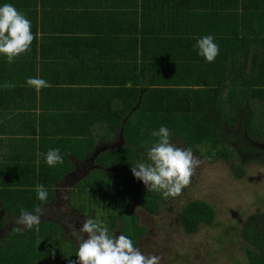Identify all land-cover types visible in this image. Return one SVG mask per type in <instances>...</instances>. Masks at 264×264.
<instances>
[{
    "label": "trees",
    "instance_id": "1",
    "mask_svg": "<svg viewBox=\"0 0 264 264\" xmlns=\"http://www.w3.org/2000/svg\"><path fill=\"white\" fill-rule=\"evenodd\" d=\"M24 1L0 0V6L11 4L21 12L26 7ZM215 1L213 6L215 4L218 8L207 11L208 17L204 24H201V19L195 24L193 17L181 18L178 15L173 32L179 38L185 35L186 39L192 29L205 34L203 29L207 27L206 35H211L219 47L214 62H207L198 55V48L187 49L184 55L178 54V51L176 63H173L172 54L142 57L139 71L131 76L132 87L119 89L117 98L112 99L114 110L109 112L107 118L83 111L67 112L69 124L55 127L50 125L55 124L54 113L44 114L43 111L54 112L55 107H70L74 101L64 104L67 98H42L39 132L24 140L23 149V154L37 159V165L25 168L33 187L24 184L22 189L0 190L5 197H9L11 204L16 201L18 217L21 209L29 212H34L36 207L47 209L56 197V185L66 181L76 169L89 170L75 185L81 195L91 188L84 196L92 197L96 195L94 189H103L108 185L110 189H115L121 199H133L145 211L156 213L173 196L165 195L163 191L148 190L141 180L134 177L131 168L137 163H151L149 149L159 140L152 133L161 126L170 130V142L176 140L179 148L191 149L193 152V141H205L209 150L214 152L212 160L221 158L227 162L234 152L243 166L249 161L264 163V39L261 36L264 30L255 26L258 20L262 21V17L255 18L254 12L245 9L238 17L241 21H238L234 13V1ZM25 17L31 21L29 16ZM226 20L234 28L235 36L231 33L227 35L228 29L223 27ZM31 24L34 33L36 26L32 21ZM217 35L221 38H217ZM184 39L178 41L183 43ZM252 45L257 48H251ZM33 47L32 42L30 50L17 57L13 63H8L5 60L7 57L0 54V57H5L0 61L3 107L8 101L7 88L3 85L7 78L13 76L8 68H15L24 76L31 59L38 53V49ZM197 63L202 65H194ZM170 65H174L179 72L174 81L164 80L171 72L164 68ZM196 66H203V69L189 68ZM158 68L164 69L159 70L161 82L154 81L151 75ZM171 82L175 85L170 86ZM121 91L125 94H120ZM213 124L223 127L213 130ZM100 139L106 144L93 153ZM55 148L60 149L63 163L50 167L41 154ZM89 155L93 156L88 158ZM230 169L238 177L245 173L242 166H231ZM38 184L47 189L46 201L37 198L35 187ZM8 200L3 199L0 203V220L1 216L7 214ZM214 218V209L207 203L188 201L180 209L179 223L182 231L190 234L199 226H211L215 222ZM16 226L10 222L6 229L0 231V255L3 260H20L22 264H49L46 257L54 252L53 248L60 234L64 233V227L50 220L41 221L31 230L22 225L20 228ZM233 230L244 244L241 248L243 264H264V210L246 215L240 227ZM73 252L77 254L78 249L73 247Z\"/></svg>",
    "mask_w": 264,
    "mask_h": 264
},
{
    "label": "crops",
    "instance_id": "2",
    "mask_svg": "<svg viewBox=\"0 0 264 264\" xmlns=\"http://www.w3.org/2000/svg\"><path fill=\"white\" fill-rule=\"evenodd\" d=\"M213 1L215 0H25L26 7L21 9V13L29 16L36 26L33 48H37L38 53L31 59L24 76L15 68H8L13 76L7 78L6 82L15 87L7 88L6 107L1 102L0 84V190L22 189L24 184L33 187L25 168L37 165V159L23 154V149L24 140L39 132L42 98H67L64 104L74 101L70 107H55L54 112L43 111L44 114L54 113L55 124L50 125H68L70 117L67 112L76 113L75 111L107 118L109 112L114 110L112 101L117 98L119 89L132 87L131 76L139 71L142 57L172 54L173 63H176L178 51V54L184 55L187 49H197V41L207 36V27L204 26L203 29L205 34L192 29L186 39L185 35L179 38V35L173 34L176 16L193 17L195 24L201 19V24H204L208 17L207 11L218 8L215 4L213 6ZM232 1L235 2L234 13L237 18L245 9L250 10L254 12L255 18L262 17V21L257 19L255 26L264 30V0ZM238 21H241L240 18ZM223 27L228 29L227 35L231 33L235 36L236 32L231 28L230 22L226 20ZM261 36L264 39V35ZM216 37L220 39L222 34L221 37ZM179 39L185 41L180 43ZM251 48H254L253 45ZM2 58L5 57L1 56L0 61ZM181 62L189 63L187 60ZM189 68L203 69V66ZM164 69L171 70L164 80H176L179 72L174 65ZM164 69L158 68L151 73L154 81L161 82L159 70ZM30 77L45 79L50 84L46 88L52 90L42 88L37 92L26 83ZM172 85L175 84L171 82L170 86ZM120 94L125 92L121 91ZM103 144L106 143L100 139L93 153L102 149ZM3 199L8 200L9 197H5L0 191V203ZM15 202H6L7 214L1 216L0 231L6 229L11 221H14V225L17 224ZM20 226L17 224L16 227ZM3 259L0 255V264H22L20 260L9 259L10 262H7Z\"/></svg>",
    "mask_w": 264,
    "mask_h": 264
},
{
    "label": "rangeland",
    "instance_id": "3",
    "mask_svg": "<svg viewBox=\"0 0 264 264\" xmlns=\"http://www.w3.org/2000/svg\"><path fill=\"white\" fill-rule=\"evenodd\" d=\"M222 127L213 124V130ZM227 129L235 130H222ZM175 142L171 143L175 145ZM192 143L193 154L200 164L191 183L154 214L142 209L133 199H121L108 185L94 189L96 195L92 197L84 196L91 188L81 195L75 185L89 173L88 169H76L66 181L57 184L56 197L43 209L41 221L56 222L65 231L60 234L54 252L46 257L49 264H77L73 247L78 249L79 242L72 233L79 232L85 218L102 221L109 235L127 236L144 255L161 257L160 264H243L244 244L233 228H239L246 215L264 210V163L249 161L243 166L233 151L227 162L221 158L212 160L214 152L205 141ZM231 166L244 167V175L236 176ZM188 201H201L213 207L215 225L199 226L190 234L182 231L180 209Z\"/></svg>",
    "mask_w": 264,
    "mask_h": 264
},
{
    "label": "clouds",
    "instance_id": "4",
    "mask_svg": "<svg viewBox=\"0 0 264 264\" xmlns=\"http://www.w3.org/2000/svg\"><path fill=\"white\" fill-rule=\"evenodd\" d=\"M32 24L11 4L0 6V54L7 57L8 63H13L17 57L28 52L35 39ZM198 55L207 62H214L219 54V47L211 35L201 37L196 44ZM26 83L39 92L50 84L39 77L28 78ZM4 88H14L15 85L5 82ZM159 140L149 149L148 157L151 163H137L131 168L135 178L141 180L148 190L163 191L165 195L179 196L182 190L191 183L195 169L200 160L191 149L179 148L170 142V130L161 126L152 133ZM45 156L48 166L54 167L63 163L60 149H49ZM37 198L46 201L47 189L42 184L35 187ZM44 210L36 207L34 212L21 209L16 219L18 225L31 230L38 226ZM82 234H86V237ZM79 242L77 264H160L161 257L144 255L134 246L133 241L123 234L109 235V229L102 221L85 218L79 232L72 233Z\"/></svg>",
    "mask_w": 264,
    "mask_h": 264
}]
</instances>
